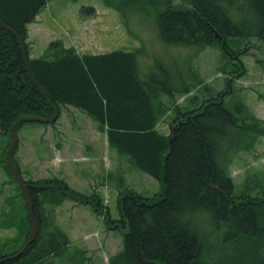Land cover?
Returning <instances> with one entry per match:
<instances>
[{"label":"trees","instance_id":"1","mask_svg":"<svg viewBox=\"0 0 264 264\" xmlns=\"http://www.w3.org/2000/svg\"><path fill=\"white\" fill-rule=\"evenodd\" d=\"M47 1L0 0V133L9 139L3 152L18 119L47 120L53 115L50 104L58 114L61 107L72 106L93 120L108 145L129 156L161 188L150 198L131 189L120 192L118 218L93 206L122 236L121 252L109 264H264V197L234 195L235 184L227 171V150L242 142L248 126L218 98L191 110L174 107L170 133L158 132L167 111L161 99L173 101L175 92L189 94L190 80L182 74L173 80L170 67L158 61L140 62L137 51L79 55L57 42L51 44L50 58L30 59L24 43L26 25ZM99 1L122 15L150 7L158 39L167 46L185 47L190 55L213 44L228 52V38L256 37L264 42V0ZM237 104L242 112L243 105ZM20 126L14 129L15 137ZM257 133L264 137V126ZM16 147L17 139L9 160L20 175L13 160ZM1 164L16 182L4 158ZM22 181L37 234L26 242L32 222L17 186L23 203L10 209V218H17L22 243L1 253L0 260L9 259L0 264H54L55 259L84 264L82 255L67 249L68 238L55 224L53 210L66 198L89 204L94 197L80 196L54 177ZM261 189L264 196V181Z\"/></svg>","mask_w":264,"mask_h":264},{"label":"rangeland","instance_id":"2","mask_svg":"<svg viewBox=\"0 0 264 264\" xmlns=\"http://www.w3.org/2000/svg\"><path fill=\"white\" fill-rule=\"evenodd\" d=\"M91 1L49 0L41 12L47 21L40 27L42 34L32 44V55H41L51 42L62 41L71 33L73 37H68L67 42L76 39L75 50L84 54L137 51L142 63L152 65L158 61L169 66L173 80L180 74L187 76L191 92L187 95L175 92L173 101L161 99L167 111L156 129L164 135L170 133L174 107L191 110L207 100L221 99L243 120L244 126H248L242 142L226 153L227 171L235 184L234 195L245 192L264 197L261 189L264 137L257 133L258 128L264 126V42L256 37L228 38V52L219 44H213L190 55L187 48L167 46L158 39L150 7L122 15L101 2ZM90 2L94 13L81 14L82 5L90 7L86 6ZM64 43L66 41H62ZM237 103L243 105L242 112ZM66 113L60 111L52 125L23 123L16 130L13 160L24 181L54 177L64 180L80 196L94 197L96 201L89 204L66 198L54 208V222L68 238L67 249H75L82 255L84 264H109V260L121 252L122 236L104 223L103 215L95 212L93 206L103 213L108 212L113 219L118 218L120 192L131 189L150 198L160 192V184L139 171L129 156L108 145L105 135L96 133L93 120L86 114L79 117L78 120L87 122L78 136H74L78 120L72 121ZM8 140L7 135L0 133V254L14 251L22 243L17 218L11 220L10 209L18 208L23 199L17 183L1 164ZM55 260L54 264H61Z\"/></svg>","mask_w":264,"mask_h":264},{"label":"water","instance_id":"3","mask_svg":"<svg viewBox=\"0 0 264 264\" xmlns=\"http://www.w3.org/2000/svg\"><path fill=\"white\" fill-rule=\"evenodd\" d=\"M9 30V29H8ZM9 31H12V30H9ZM216 37L220 40L221 38L219 36L216 35ZM16 38H17V43L20 47V50L22 51V54H23V57L25 59V62H26V67H27V71H28V74L31 75L30 71H29V67H28V64H27V60H26V56H25V52H24V48L22 46V42L19 38V36L16 35ZM39 90L40 92L44 95V92L43 90L41 89V87H39ZM46 100H48V98L45 96ZM52 109H53V115L50 119H42V118H38V117H23V118H20L18 119L10 128V131H9V135H10V144L5 152V162H6V165L10 168L16 182L19 184L20 188L22 189L24 195H25V198H26V201L28 203V213H29V217H30V220L32 222V228H31V231L27 237V243H30L32 242L35 237H36V234H37V224H36V221L32 215V212H31V203L29 201V198H28V195H27V192L25 190V186L23 184V182L21 181L20 177H19V174H18V171H17V168L11 164L10 160H9V155H10V152L11 150L14 148L15 146V137H14V129L17 125L19 124H22V123H25V122H43V123H52L54 122L56 119H57V116H58V112L57 110L55 109V107L50 104ZM19 253H17L18 255ZM9 257L7 258H3L0 260V263L3 262L4 260H8Z\"/></svg>","mask_w":264,"mask_h":264},{"label":"crops","instance_id":"4","mask_svg":"<svg viewBox=\"0 0 264 264\" xmlns=\"http://www.w3.org/2000/svg\"><path fill=\"white\" fill-rule=\"evenodd\" d=\"M48 3V2H47ZM46 3V4H47ZM46 4H45V6H46ZM44 6V7H45ZM43 7V8H44ZM43 8H41V10L39 11V13L36 15V17H35V20H34V22H31V23H29L28 25H27V44H28V47H29V55H30V57H32V58H37V56H33L32 55V53H34V52H32V44H34V41L37 39V37L40 35V34H42V32H43V29L42 28H40L41 27V25L43 24L44 25V23L47 21L46 20V17L45 16H43V15H41V12L43 11ZM60 23H61V19H60V21H59ZM85 23H86V21H85ZM87 33H85L84 35H86ZM68 37H73V35H71V33L70 34H67V36H66V39L64 38V40H62V41H66V43H64L63 44V46L64 47H66V48H69V47H73V48H75L74 46H73V42L75 41V43H76V39H74L73 41H69V42H67V39H68ZM76 38V37H75ZM61 41V42H62ZM84 42V41H83ZM84 45H86V42H84ZM87 46V45H86ZM115 49H117V48H115ZM112 51H114V50H110V51H108V52H112ZM125 51V50H124ZM126 52H129V51H126ZM77 53L79 54V55H83L85 52H79V51H77ZM87 53V52H86ZM89 54H94V53H92V52H90ZM70 108V109H69ZM66 109H68L67 111H66ZM61 114H62V112H63V114H65V112H67L66 114H70V116H71V118H72V121H74V120H78L79 119V117L80 116H82V117H84L85 116V114H83L82 112H80V111H78V110H76L75 108H72V107H69V106H66L65 107V109H62L61 108ZM80 112V113H79ZM84 115V116H83ZM66 116H68V115H66ZM84 119H87V118H84ZM85 122H87V121H85V120H78L75 124V127H76V131L74 132V133H76V135H74V136H78V132H80L81 130H82V128H83V125L85 124ZM78 123V124H77ZM71 126V125H70ZM72 127V126H71ZM70 127V128H71ZM35 129H33V131H34ZM97 133V132H96ZM99 134V133H98ZM75 140L77 141V139H76V137H75ZM68 152V151H67Z\"/></svg>","mask_w":264,"mask_h":264},{"label":"bare ground","instance_id":"5","mask_svg":"<svg viewBox=\"0 0 264 264\" xmlns=\"http://www.w3.org/2000/svg\"><path fill=\"white\" fill-rule=\"evenodd\" d=\"M0 24H1V21H0ZM2 25V24H1ZM18 36V35H17ZM20 38V37H19ZM20 40H21V38H20ZM22 41V40H21ZM30 76V78L33 80V78H32V76L31 75H29ZM34 81V80H33Z\"/></svg>","mask_w":264,"mask_h":264}]
</instances>
